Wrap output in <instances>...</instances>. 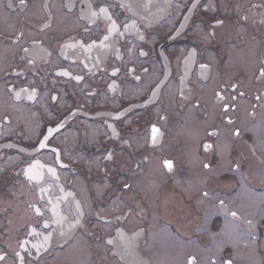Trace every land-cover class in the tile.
<instances>
[{
  "label": "flooded vegetation",
  "instance_id": "1",
  "mask_svg": "<svg viewBox=\"0 0 264 264\" xmlns=\"http://www.w3.org/2000/svg\"><path fill=\"white\" fill-rule=\"evenodd\" d=\"M140 3L0 0V264H264V0Z\"/></svg>",
  "mask_w": 264,
  "mask_h": 264
},
{
  "label": "snow or ice",
  "instance_id": "2",
  "mask_svg": "<svg viewBox=\"0 0 264 264\" xmlns=\"http://www.w3.org/2000/svg\"><path fill=\"white\" fill-rule=\"evenodd\" d=\"M22 2H23V0H22ZM89 11H90V15H91V17L94 18V17L97 16V13H96L95 11H91V10H89ZM100 12H101V13H104L105 15H107V9H106V8H101V9H100ZM108 19L110 20L111 17L109 16ZM217 23L220 24V23H222V21H217ZM125 27H128V26L125 25ZM116 30H117V28H116L115 22H112V24L110 25L108 31H109V33H111V32L116 31ZM108 40H109V36H107V35L104 36L103 40H102L101 43H100V46H101L102 48H107L109 45L106 43V41H108ZM93 46H94V44H93V45H89V48H91V47H93ZM202 67H206V66H203V65H202ZM65 75H67V73H65ZM260 76H261V77H264V68H261V69H260ZM77 79H80V78L77 77ZM235 87H236V85H233V88H235ZM216 95H217V99H219V100H221V101H223V100L225 99L224 96H223L221 93H219V92H218ZM240 95L242 96L243 93H240ZM232 99L235 100V97H232ZM256 99H257V100H260L261 97H260V96H257ZM230 107H233V108H234L235 105L233 104V105L230 106V105L227 104V103H225V104L223 105V108H224V111H225V112H227V111L229 110ZM231 122H232V121L229 119V123H231ZM49 131L51 132V129H50ZM159 131H160V130H159L155 125L152 126V129H151V142H152L153 144H155V143L157 142V137H158V135H159ZM235 134H236V135H239V131L237 130ZM210 135H215V133H210ZM40 146H41V147H44L45 145H44L43 142H41V145H40ZM211 147H212V145H210V144H205V145H204V148H205V149H209V148H211ZM108 158H111V157L109 156ZM165 165H166V167H167L169 170H171V169L173 168V163H172V161H165ZM37 166H38V162H37V164H34V165L30 166V167L26 170V175H29V178H30V179H43V176H42V175H32V170H33V168H34V167H37ZM204 167H205V168H208L209 165H208V164H205ZM48 171H49V172H52L53 174H55V170H54V169L49 168ZM125 187H127V185H125ZM204 195H207V193H204ZM221 204H223V201H221ZM35 211H36L37 213H40V209H39V208H36ZM232 215H233V216H236L237 213H236V212H233ZM49 238H50V237H45L46 240L49 239ZM21 247H23L22 244H21ZM3 258H4L3 256H0V259H3ZM224 264H231V261H225Z\"/></svg>",
  "mask_w": 264,
  "mask_h": 264
},
{
  "label": "rangeland",
  "instance_id": "3",
  "mask_svg": "<svg viewBox=\"0 0 264 264\" xmlns=\"http://www.w3.org/2000/svg\"><path fill=\"white\" fill-rule=\"evenodd\" d=\"M242 52H243V51H242ZM242 52H237L236 50H234V51H233V54H234V55H238V54L240 55V54H242ZM253 58H254V57H253ZM231 65H232V67H233L234 69H236L237 66H241V65H243L244 67H247V66H248L247 63H244V62H241V61H236V60H235V61H234V60H231ZM201 183H202V182H201ZM198 189H201L200 185H199V187L197 188V190H198ZM261 197H262V199H264L263 196H261ZM260 200H261V198H258V199H257V202H259ZM233 242L236 243L235 241H233ZM250 243H252V244H250V246L252 245L253 247H252V251H251V253H249V254H247V255H250V257H251V256H254V258H253V262H250L251 264H257V263H258V259H256V256H255V254H254V253H255V251H254V246H255V245H254V242H253V241L250 242ZM239 244H240V242H239ZM240 246H241V244H240ZM248 247H249V246H248ZM248 247H247V246H244V245L241 246L242 249H245V248H248ZM249 248H250V247H249ZM185 249H186V248H185ZM241 255H243L242 252H241ZM239 256H240V255H239ZM176 258H177V260L174 258L176 261H178V263H176V264H182V263H183V261H182L183 259H182V256H181V255H180L179 257L177 256ZM85 259H86V258H85ZM83 261L86 262V260H84V259H83ZM81 264H82V263H81Z\"/></svg>",
  "mask_w": 264,
  "mask_h": 264
},
{
  "label": "water",
  "instance_id": "4",
  "mask_svg": "<svg viewBox=\"0 0 264 264\" xmlns=\"http://www.w3.org/2000/svg\"><path fill=\"white\" fill-rule=\"evenodd\" d=\"M137 3L138 2H141V3H143L142 5H147V6H149V5H154V2L155 1H157V0H135ZM161 1H164V0H161ZM140 3V4H141Z\"/></svg>",
  "mask_w": 264,
  "mask_h": 264
},
{
  "label": "bare ground",
  "instance_id": "5",
  "mask_svg": "<svg viewBox=\"0 0 264 264\" xmlns=\"http://www.w3.org/2000/svg\"><path fill=\"white\" fill-rule=\"evenodd\" d=\"M24 116H25V117H28L29 115H28L27 113H24ZM162 237H164V236H162Z\"/></svg>",
  "mask_w": 264,
  "mask_h": 264
}]
</instances>
